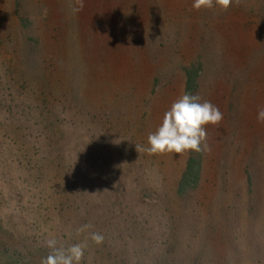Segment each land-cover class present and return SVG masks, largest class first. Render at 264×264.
<instances>
[{
	"label": "rangeland",
	"instance_id": "1",
	"mask_svg": "<svg viewBox=\"0 0 264 264\" xmlns=\"http://www.w3.org/2000/svg\"><path fill=\"white\" fill-rule=\"evenodd\" d=\"M129 1L137 37L114 61L81 51L76 0H0V264H42L50 239L83 245L79 264H264V0ZM198 60L223 119L180 196L197 152L147 138Z\"/></svg>",
	"mask_w": 264,
	"mask_h": 264
},
{
	"label": "clouds",
	"instance_id": "2",
	"mask_svg": "<svg viewBox=\"0 0 264 264\" xmlns=\"http://www.w3.org/2000/svg\"><path fill=\"white\" fill-rule=\"evenodd\" d=\"M232 0H215V5L226 12ZM214 0H193V10L211 9ZM84 0H76L74 11H82ZM223 113L210 101L200 102V97L185 93L165 112L161 125L147 138L149 155H161L165 152L181 154L200 152L207 147L206 126L218 125ZM257 122L264 123V107L257 110ZM136 148V147H135ZM92 240L100 244L103 236L92 233ZM47 247L53 251L42 261V264H79L84 255V246L74 244L67 250L56 248V241H47Z\"/></svg>",
	"mask_w": 264,
	"mask_h": 264
},
{
	"label": "trees",
	"instance_id": "3",
	"mask_svg": "<svg viewBox=\"0 0 264 264\" xmlns=\"http://www.w3.org/2000/svg\"><path fill=\"white\" fill-rule=\"evenodd\" d=\"M90 2V0H87ZM96 3L86 6V11L64 15L71 22V29L77 39L83 43L81 51L89 57L97 51H104L115 58L123 55L132 46L137 37L134 31V17L127 9L133 7L129 0H95ZM137 15V13H135ZM64 35L65 29H59ZM116 39V41H114ZM104 45H108L105 48ZM108 56V57H109ZM203 66L199 60L185 67L184 94L196 95L199 88V77ZM201 153H191L177 185V194L185 195L196 188L200 181L202 159Z\"/></svg>",
	"mask_w": 264,
	"mask_h": 264
}]
</instances>
